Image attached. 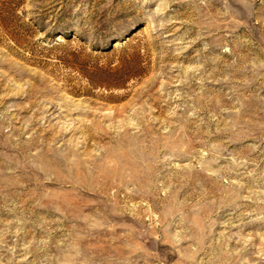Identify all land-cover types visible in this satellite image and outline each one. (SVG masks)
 Returning a JSON list of instances; mask_svg holds the SVG:
<instances>
[{
  "label": "rangeland",
  "instance_id": "374dc122",
  "mask_svg": "<svg viewBox=\"0 0 264 264\" xmlns=\"http://www.w3.org/2000/svg\"><path fill=\"white\" fill-rule=\"evenodd\" d=\"M0 264H264V0H0Z\"/></svg>",
  "mask_w": 264,
  "mask_h": 264
}]
</instances>
